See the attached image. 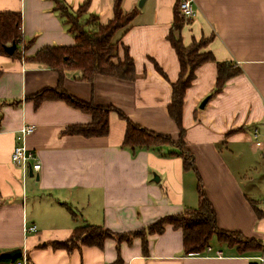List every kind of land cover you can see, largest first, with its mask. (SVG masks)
Wrapping results in <instances>:
<instances>
[{
    "label": "crops",
    "instance_id": "obj_1",
    "mask_svg": "<svg viewBox=\"0 0 264 264\" xmlns=\"http://www.w3.org/2000/svg\"><path fill=\"white\" fill-rule=\"evenodd\" d=\"M63 1L74 13L88 2L85 20L94 16L105 24L115 17L116 0ZM192 1L196 16L179 35L185 47L210 39L203 52L212 53L216 62L200 67L186 92L185 140L219 228L264 245V218H258L251 205L264 211V0ZM139 2L122 1L125 14L139 12L114 39L122 51H129L135 81L97 75L87 82L81 72L65 70L64 88L79 101L114 107L134 124L178 140L168 107L181 71L169 40L179 0H147L143 8ZM0 13L21 15L29 44L25 59L47 47L76 43L53 0H0ZM25 59L0 52V259L18 250L22 256L9 259V264L24 258L26 264H252L264 256V246L261 254L240 255L217 240L211 254L189 255L182 230L173 226L148 237L147 255L141 239L125 241L119 248L114 239L106 240L103 249L55 248L54 243L69 241L74 230L86 224L136 233L184 209H196L199 180L185 169L173 146L125 147L127 124L117 112L110 114L107 136L67 133L71 126L91 124L92 116L64 101L36 106L30 97L56 89L60 76ZM218 63L241 72L213 96ZM25 125L37 126L25 141L41 165L33 177L29 171L24 177L12 161ZM25 225L38 230L26 233Z\"/></svg>",
    "mask_w": 264,
    "mask_h": 264
},
{
    "label": "trees",
    "instance_id": "obj_2",
    "mask_svg": "<svg viewBox=\"0 0 264 264\" xmlns=\"http://www.w3.org/2000/svg\"><path fill=\"white\" fill-rule=\"evenodd\" d=\"M57 11L65 19L70 33L75 38V45L71 47L54 46L40 50L34 57L26 58L29 44H26L22 32V17L16 13H0V52L5 54V47L13 43L18 49L13 55L17 59H25L28 62L45 66L60 76L59 85L56 89H46L37 95L30 97L39 106L45 101H64L69 105L92 116V123L86 126H71L66 132L71 135H82L85 137L107 136L109 133V117L112 112H117L121 119L127 124L124 146L131 150L137 148L152 149L173 146L177 148V155L183 158V166L188 171H193L199 180L198 195L199 205L196 209H184L178 216L168 217L154 222L136 233L119 234L105 229L101 226L86 224L74 230L69 241L54 243L55 248H64L72 251L77 246H89L104 248L108 239H114L118 248L125 241L132 243L134 239L143 241V253L148 254V237L154 234H163L168 226L182 230L184 239V251L189 255H208L212 252V243L215 240L221 245L235 248L240 255L261 254L263 242L259 239H248L239 233L223 231L217 224V214L208 196L205 193L203 181L200 179L195 157L188 149L185 140L186 130L182 122L183 104L186 92L195 81L196 71L208 64L216 62L212 53L203 52L210 39L199 43H193L185 47L182 37L179 35L187 24L180 11V0L174 14V26L170 33V43L176 50L181 71L179 81L173 85V99L169 108V115L176 123L179 130V139L175 140L169 135H162L149 131L139 124H134L122 111L114 107H101L93 103L79 101L72 97L64 88L65 70H74L82 73L81 80L92 82L97 75L109 76L119 80L135 81L136 68L124 48L125 56L121 58L118 44L114 42L116 34L122 29L128 28L139 10L135 9L131 14H125L121 5L123 0L115 1V17L108 23L101 24L97 17L90 16L85 20L83 16L87 13L89 3H85L77 12H72L63 0H53ZM120 45V44H119ZM20 46L22 49H20ZM240 68L229 63H218V75L213 96L221 93L226 83L238 76ZM258 218H264V211L251 203ZM211 249V252L208 250ZM119 250V249H118ZM9 259L1 258L0 264H9Z\"/></svg>",
    "mask_w": 264,
    "mask_h": 264
},
{
    "label": "built area",
    "instance_id": "obj_3",
    "mask_svg": "<svg viewBox=\"0 0 264 264\" xmlns=\"http://www.w3.org/2000/svg\"><path fill=\"white\" fill-rule=\"evenodd\" d=\"M180 11L187 21H192V19L196 16V10L193 5L192 0H181L180 3ZM37 131V126L35 125H25L20 131L18 135V144L15 146L13 155H12V161L13 163L19 167L22 172L23 176L26 177L28 175L29 166L32 165L34 173H38L41 169L40 163L36 162V157L34 153L29 150L25 144L26 138L30 135L34 134ZM256 137L257 131L255 133ZM258 146H261V143H257ZM35 161L34 164H31V162ZM37 226L35 225H25V232L26 233H36L37 232ZM211 252V249L208 250ZM218 256L222 257V253H219ZM26 259H22L21 261H18L16 264H26ZM252 264H264V256H258L257 258L252 259Z\"/></svg>",
    "mask_w": 264,
    "mask_h": 264
},
{
    "label": "water",
    "instance_id": "obj_4",
    "mask_svg": "<svg viewBox=\"0 0 264 264\" xmlns=\"http://www.w3.org/2000/svg\"><path fill=\"white\" fill-rule=\"evenodd\" d=\"M147 0H140V2H139V6L141 7V8H143L144 7V5H145V2H146ZM17 49H18V45L16 44V43H13L12 45H10V46H6L5 47V51H6V53L7 54H9V55H11V56H13L14 54H15V52L17 51ZM208 99H206L202 104H201V108H205V106H206V104L208 103ZM29 175L31 176V177H33L34 176V171H33V167H32V165H30L29 166ZM22 256V251L21 250H18V251H14V252H12V253H10V254H8L7 256H5L4 258H6V259H11L12 260V262H14L17 258H19V257H21Z\"/></svg>",
    "mask_w": 264,
    "mask_h": 264
},
{
    "label": "rangeland",
    "instance_id": "obj_5",
    "mask_svg": "<svg viewBox=\"0 0 264 264\" xmlns=\"http://www.w3.org/2000/svg\"><path fill=\"white\" fill-rule=\"evenodd\" d=\"M122 50H123V49H122L121 45H119V44H118V51H119V55L121 56V54H122L121 58H123V59H124L125 52H124V51H122ZM214 240H215V239H214Z\"/></svg>",
    "mask_w": 264,
    "mask_h": 264
}]
</instances>
